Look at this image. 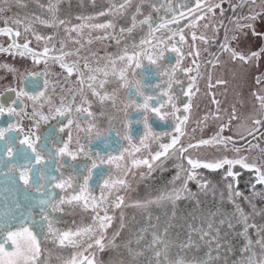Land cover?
<instances>
[{"label":"snow or ice","instance_id":"6c2138e0","mask_svg":"<svg viewBox=\"0 0 264 264\" xmlns=\"http://www.w3.org/2000/svg\"><path fill=\"white\" fill-rule=\"evenodd\" d=\"M5 3H8L9 6L11 3L21 4V0H4ZM132 0H116V2L109 7L106 12L101 11L97 13V16L111 15L116 17L131 5ZM195 9L189 8L187 13L183 10H180L178 14H173L171 19H168L166 16L158 17L159 22H153L151 15L145 16L143 19H138L136 15L132 16V23L128 28H119L117 31V26L114 23L113 19H108L103 23H94L93 20L96 17H82L81 20L85 21L79 24L71 25L68 27V22L64 19L59 18L58 16V5L53 2L48 5L47 13H49V18H43L41 16H33L31 19L43 25L45 27L58 28L61 25H65L66 33H82L85 28L90 32L93 30H102L103 36L98 37L102 39H115L117 46L120 45L121 39L125 35H131L138 26L143 27L147 26L148 32L147 36L141 38L139 43L125 44L122 53H118L115 57L109 56V64L111 71L108 70V66L104 68L95 67L90 68L87 62L84 67L89 70L90 74L85 80L84 72L79 67V61L74 60L70 63L67 62V57L78 55L80 49L75 51H65L63 47V42H61V47L56 48L53 45L51 48L48 46L55 38V35L43 36L35 32L31 22H25V32L32 31V34L35 36L37 41H44V47L42 51H36L32 49L30 41L27 39L25 43L19 44L17 39L21 36V32L16 30L14 26L2 27L0 28V35H6L11 39V42L5 47L0 45V53H7L8 55H18L24 57L27 53L31 56L33 62L47 63L49 59L58 62L61 68L67 71L68 76H71L74 72L78 73V82L81 84V103L75 108L72 107L75 103L74 97H69L68 103H64L63 100L59 106H56L54 113L52 111L50 98L45 97V101L49 103L50 110L46 115L42 111H36L32 113V117H38L36 121V127H39L40 121H49L50 119H56L60 117L62 119L58 120L59 132H64L65 129H69L68 140L67 142L60 141L62 147L56 148L54 151L48 147L45 143L41 148H37L36 143L30 139L28 135H24L23 139L19 140V145L27 146L26 148L21 147L18 150L13 146V139L8 138L6 140L3 151L6 153L7 159L0 161V167L5 169V171L0 172V175L5 177V181L8 184H15L17 182H22L24 187L23 195V205L17 198L15 201V207L17 209L23 208L18 214H13L10 217H6L2 223H0V264H45L44 261L40 259L42 255L41 243L42 240H50L56 249H67L75 248L78 251L75 254H71L67 257L60 256L58 257L61 260V264H96L94 255L92 257L85 256L79 249H91L94 246L99 250L103 251L108 244L105 243V233L107 229L111 226L112 220L114 217L109 214V210L112 208H120L124 204V196L117 194L114 199L112 197L113 192L119 193L122 189H127L129 187V182L126 178H113L109 176L107 178H102V183L98 182V187L100 189L99 195H94L93 190L89 184V181L92 180L93 170L98 168L97 159L91 158V149L89 148L86 151L85 145L80 144L79 140L77 143L79 147L72 151L69 148V145L72 141L71 135V126L76 123V127L80 129L79 120L89 119L94 114L91 112V101L88 100L86 94H84V86L91 90V93L97 98L99 103H104L105 101L115 102V93L109 94L107 91H104L103 94L98 89H104L105 84L108 82L107 77L114 76L121 82V87L128 88V103L123 105V111L127 114V109L132 108L137 113L142 114V120L135 121L136 123H143L144 133L139 137V147L135 144H132L133 151L125 148L119 155H101V149L98 147L96 151V157L99 159L100 164H115L117 169H122L121 161H125V154L131 159V166L125 164L123 167V175L127 176L128 172L131 171L132 167L146 166L149 172L154 171L157 167H161L165 160L169 156H178V158L186 159L188 168L185 169L183 164L178 165L180 172L174 177L173 182L180 181V187H174L171 191L164 190L157 194L154 199H147L144 201H136L135 207L141 209H147L151 205L164 206L167 203L175 204L176 200L181 198V194L184 192H189L187 188V183L190 181H196L200 188L204 189L207 187V183L203 182L199 169L206 170H219L224 169L225 175L227 177L238 178L240 176V170H249L255 174L254 183L251 184L253 189V195L264 196V161L258 162L255 157L249 158L246 155H237L235 157L229 158L227 156H221L219 158L213 157L211 159L203 158H192L191 156H185L184 154L189 151V149L198 148L202 145H218L227 148L228 143L231 142L233 145L235 141L232 140V137H224L222 133L225 128L229 127L232 119H236L235 113L229 118L227 124L222 123L219 125L218 131L211 137L207 139H200L195 144L189 143L187 146L181 143V137L185 135L184 125L189 120V110L192 108L191 99L187 103H183V111L186 113L182 117L177 115L181 111V107L177 105V100L179 97L175 95L172 91L174 83H180L179 80L175 79L177 70H181V62L184 58V53L181 48L177 46L178 42H184L185 36L182 34V29H174L173 25H178L181 19H187L188 16L192 17V20L189 23L195 27L196 21L203 19L207 12H212L215 14V8H221V14H223V9L221 4L210 5L207 3V0H194ZM243 3V0H241ZM21 6H23L21 4ZM239 7V5H233V8ZM154 10L160 11L165 9L176 13L177 10L172 8L171 5H160L157 8L153 5ZM6 9L0 5V13ZM136 12H140V8L136 9ZM199 12L200 15H196ZM247 19H255V16H249ZM21 21L15 19L12 21H6V23H11L12 25L19 24ZM187 26V25H186ZM207 27V25H206ZM242 27H251L254 36H259L264 39V31L257 32L255 28L251 25H245ZM161 30H166L171 33L166 38L157 36V33H160ZM178 37V41L176 40ZM193 40H196L195 32L192 33ZM201 40H205L204 36L199 37ZM236 39V37H232ZM169 42L170 46H169ZM207 42V41H206ZM91 43V40L89 41ZM150 46L151 50L146 47ZM83 47V46H81ZM13 49L16 51L14 52ZM131 49V51H130ZM219 50L221 52L227 51L233 60H240L244 62H249L253 59H259L264 55V46L257 51H251L250 54L245 55L243 52L237 51L236 49L231 48L230 39L225 35L223 43L220 44ZM165 51H171L176 53L178 59L176 60L175 65H171L168 68H162L159 61L164 58ZM56 52L58 55H50V53ZM199 55V52L196 53ZM191 55V53H189ZM146 59L149 65H155L156 70L153 72V75H159L167 77V80H161L160 83L155 85L147 84L144 82V76H140L137 79L130 80L128 78L129 69L132 70L133 76H137V69L144 68L143 60ZM117 61L126 62L123 67L118 71L116 69ZM195 63V61H193ZM3 67L8 68L9 71L15 72L16 69L10 65H4ZM198 67V66H197ZM182 71L191 72L192 69H182ZM149 70L145 69L144 75H148ZM99 74L103 75V79H99ZM29 75H39V73H29ZM28 77L25 76L24 79ZM191 82L189 83L188 90L182 94L186 97H192L194 95L192 89L193 84L195 83V77H191ZM98 82V84H97ZM257 83H260L259 78H257ZM217 83H223V81H217ZM97 85V86H94ZM154 89L155 94H150L146 92L145 89ZM9 91L15 92L17 98L21 96L28 97L30 94L24 89L17 91L16 89H9ZM44 96V93H40L39 96L31 95L30 98L35 102ZM132 96L141 97L142 100H137L131 98ZM258 99L261 102V107L264 108V96H258ZM16 100H13L10 106L5 107L3 103H0V117L4 114L8 116L19 115L16 108ZM214 103L219 104L218 101L214 100ZM42 108L43 105L41 104ZM87 114L86 116L84 114ZM219 108L217 107V112L213 113L212 116L215 119H219ZM74 114H80L79 116ZM158 117L160 120H166L169 117H174L177 123L174 127L175 135L171 136L169 143H161L159 145V151L150 152L143 158H136L135 153L141 152V149L149 150V141L150 140H159L161 136L168 135V133H157L152 127L150 122L151 117ZM66 119L67 123L65 124L63 120ZM209 116L206 114L203 118V123L207 126V120ZM133 121L128 120L125 123L124 127L130 132ZM253 123L257 125L256 128L250 129L248 131L249 136L254 137V133L259 131L260 126H264V118H257L253 120ZM96 125L94 123H89L86 128H83L82 131L88 134V142L92 143L94 136H99V132H95L93 136V131ZM14 129L22 131L16 124H9L7 128H0V140H5V133L11 132ZM195 131V129H193ZM117 136H120V133H116ZM125 139L131 144L133 136L126 132ZM241 139L246 140L247 137H241ZM41 140L40 136L35 137V141L39 142ZM31 150L29 152L28 150ZM105 152L107 151V145L104 146ZM236 153H240V148L233 149ZM264 151V150H262ZM42 152H48L47 160L41 154ZM17 153L19 157L22 158L25 163L18 164ZM86 156L91 159V167L84 169L73 166V171L67 175L63 172H59V169L53 165L52 171H45L43 167L37 168V165H46L49 161L54 160L55 158L69 157L71 160L75 161L78 156ZM235 169V170H234ZM86 171L87 175L83 176L81 182V172ZM18 172V176L15 173ZM59 172V175L53 174ZM181 172L183 175H181ZM260 185L261 190L256 191V186ZM229 190L228 198L231 203L236 204V197H244V193L238 191L233 187L232 183L227 185ZM59 189L63 192V195H60L56 190ZM14 189L8 187L5 189L6 192H12ZM71 190V191H69ZM15 191L18 193L19 188H16ZM7 199V197H5ZM65 205L75 209L77 207H82L85 210L90 209L93 213V223L87 226L74 227L69 229H62L56 227L58 221L53 217V213L63 212L65 210ZM236 211L239 213V219L244 227V235L246 236V244L242 249V253L245 254V259L242 261V264H264V228L257 229L255 225H249L246 214L242 211L241 208L237 207ZM103 212V215H101ZM215 216V214H212ZM39 216V220L36 217ZM159 219V218H157ZM15 224H18V227H15V230H12ZM221 224L228 223L227 221L221 219ZM229 226H231L229 224ZM123 227V225H121ZM255 229L257 231L258 239L255 241L259 252H253L252 245L253 240L248 236L249 228ZM205 230L204 226H201L199 229L193 228V231H199L201 233L200 238H210L208 242L211 243V240L215 239L214 222L208 221L206 223ZM218 231V229H217ZM167 227L163 230V236L159 232H154L150 242L144 245V248L140 251H137L131 247L128 248L129 253L131 254L132 264H139L138 257L144 256L145 252L149 249L154 255L155 259L147 262V264H207L206 261H199L196 259H187V258H170V245L167 240ZM119 235V232L113 234V238L109 243H114L115 236ZM143 236H139L135 243L140 244L143 240ZM12 245L11 250H9L6 245ZM195 241L192 240L191 236L188 237V240L181 244L182 248H190L194 245ZM219 246H217L218 250ZM51 254V253H50Z\"/></svg>","mask_w":264,"mask_h":264},{"label":"rangeland","instance_id":"374dc122","mask_svg":"<svg viewBox=\"0 0 264 264\" xmlns=\"http://www.w3.org/2000/svg\"><path fill=\"white\" fill-rule=\"evenodd\" d=\"M38 1L41 6L45 7L38 16L49 18L50 14L47 13L48 5L55 2L58 5L59 18L66 20L64 0ZM76 1L82 5V9L79 12L85 13V17L95 14L93 17H96L98 12H106L116 2V0ZM27 2L28 0H21L23 6L17 3H11L9 6L4 0H0V4H4L6 8L5 11L0 13V16L6 21L19 19L21 22L15 25L25 31L26 18L31 15L28 12V15L24 13L25 3ZM207 3L216 5L220 4L221 0H207ZM169 4L177 10L176 13L170 11L168 13L165 9L156 11L153 8V5L159 8L160 5L167 6ZM233 5H239V7L233 8ZM130 6L135 7L131 13L136 15L138 19L151 15L153 22H159L158 17L166 16L171 19L172 15L178 14L180 10L187 13L189 8L195 9L194 0H132ZM221 7L223 14H221V8H215V14L207 12L203 19L196 21L195 27L189 23L192 20L191 16H188L187 19H181L178 25L170 26L174 29L183 30L182 34L185 36V41L177 43V46L181 50L183 49L182 52L185 55L184 60L181 62V69H193L194 67L191 72H184L187 73L188 81H191V77L196 78L192 89L194 95L190 97L192 99V108L187 113L189 120L184 125L185 135L181 137V143L187 146L189 143L195 144L200 139H207L213 136L218 131L219 125L222 123L227 124L229 118L235 113L237 118L232 119L230 126L225 128L222 133L224 137H232L235 144L233 145V143L229 142L227 148L218 145H202L198 148L189 149L184 155L203 159L219 158L221 156L232 158L237 155H246L250 159L255 157L258 162H261L264 161V151H262L264 150V134L263 132L259 133V131L264 130V126H260L259 131L254 133V137L249 136L248 131L257 127L253 120L264 118V108L261 107V102L258 99V96H264V55L259 59H253L246 63L240 60H233L229 52H221L219 46L223 43L225 35L230 39L231 48L243 52L245 55L264 46V39L254 36L251 27H242L251 25L257 32L264 31V0H243V3H241V0H223ZM137 8H140L139 13L136 12ZM126 11L128 12V7L122 14L116 16L120 22ZM196 15H200V13L197 12ZM249 16H255V19H247ZM113 18V16L108 15L107 20ZM75 23L73 22V25ZM131 23L132 16H130V21H127L126 18L122 22L123 25ZM65 27V25H61L58 28L45 27L40 24L38 27L33 25L35 32L40 35H55L54 40L48 44L50 48L53 45L60 48L62 46L61 42H63L64 50L68 48V39H71L69 45L73 48L75 45H85L92 38L91 34H94L95 31L90 32L85 28L82 33L72 32L67 36L64 30ZM143 27L140 28L138 26L130 35V44H138L141 38L147 36V26ZM98 31L102 32V30ZM193 32L196 34V40L192 38ZM25 33L30 36L27 39L31 42L29 46L32 49H40L42 51L44 41H37L31 30ZM168 35H171V33L166 30H161L160 33H157V36L162 38H166ZM209 35H212V37L210 38ZM98 36L103 35L98 34ZM201 36H204L207 42L199 39ZM232 37H236V39H232ZM176 40L178 41V37H176ZM121 41H124V37ZM38 42L39 46L37 45ZM108 42L107 39H104L103 41L87 44L84 47L86 51L83 59L92 60L97 53L100 55L98 58L101 59H107L108 54L111 53H113L112 57H115L118 51H122L124 47L123 44L117 46L116 43L110 41L113 44L112 47L115 48V52H111L107 48ZM96 44L101 49L95 47ZM146 47L151 50L150 46ZM197 52H199V55L196 54ZM66 59L67 62H70L68 58ZM177 59L178 56L172 65H175ZM162 60L159 63H163ZM142 62H147V60L144 59ZM120 63L124 65L126 62L117 61V71ZM108 67H110L109 61ZM180 78L177 71L175 79L179 80ZM257 78H259L260 83L256 82ZM109 80L110 91L115 93V98H118L114 91V86L115 82L120 84V81L114 76H109L107 81ZM217 81H223V83H217ZM214 100L218 101L219 104L214 103ZM119 102L122 103V107L125 105L121 99ZM177 105L181 107V111L177 115L182 117L186 113L183 111L179 99L177 100ZM217 107L219 108V119H215L212 116L213 113L217 112ZM206 114L209 116L207 126L203 123V118ZM170 118L175 120L174 117ZM175 122L177 123L176 120ZM175 134V132L173 134L170 131L168 135L161 136L159 140H150L149 150L141 149V152L135 153V157L143 158V156L149 154V151L153 153L159 151V145L161 143H169L171 136ZM242 136L247 137V139H241ZM136 146L139 147V145ZM234 148H240V153H236L233 150ZM129 151H133V149ZM131 159L132 157L125 154V161L120 162L122 169L125 164L131 166ZM180 164H183L185 169L188 168L186 159L178 158V156H169L161 167H157L152 172H149L146 166L132 167L126 177H124L122 169H117L115 164H113L114 173L111 176L113 178H126L129 182V187L122 189L119 193L114 191L112 197H110V199H114L119 194L123 195L125 199L124 204L120 208L109 210V214L114 219L105 233V243L108 244V247L103 251L95 246L86 251L84 249H79V251L85 256L92 257L94 255L96 264H132L128 248L131 247L137 251L142 250L144 245L151 241L154 232H159L163 236V230L167 227L170 258L196 259L206 261L207 264H242L245 259L242 249L246 244V236L244 235L245 230L236 208H241L246 214L249 225H255L257 229L264 228V196L253 195L251 187L255 180L253 172L241 169L240 176L232 178L225 175L224 169L215 171L199 169L202 181L207 183L206 188L202 189L196 181H190L187 183V188L190 191L182 193L181 198L176 200L174 205L172 203H167L164 206L151 205L147 209L134 206L136 201L154 199L157 194L164 190L171 191L174 187L179 188L180 181L174 183L173 180L177 173L180 172L178 167ZM181 175H183L182 172ZM229 183H232L234 188L244 193L243 198L236 197L235 205L228 198L229 190L227 185ZM260 190L261 186L257 185L256 191L259 192ZM213 213L215 216L212 215ZM83 214L85 226L92 224L94 213L90 209H83ZM88 215H90L89 219H87ZM101 215H103V212H101ZM221 219L228 223L221 224ZM210 220L214 222L213 232L216 237L211 240V243L208 242L210 238L201 239V233L193 231L194 227L199 229L201 226H204L205 230H207L206 223ZM115 232H119V235L115 236L114 243H109ZM139 236H143L144 239L137 245L135 241ZM189 236L195 241L194 245L190 248H182L181 244L185 243ZM248 236L253 240V252L258 253L259 249L255 244L258 239L257 231L250 227ZM217 246H219L218 250ZM210 248L212 249L211 251L209 250ZM77 251V249L71 248V251H68L69 253L65 256L62 252L67 251L64 249L55 250L52 246L49 247L47 243L44 244L43 256L40 259L45 264H61V260L58 257H67ZM137 259L139 264H147V262L154 260L155 257L149 249L144 256Z\"/></svg>","mask_w":264,"mask_h":264},{"label":"flooded vegetation","instance_id":"af4514ba","mask_svg":"<svg viewBox=\"0 0 264 264\" xmlns=\"http://www.w3.org/2000/svg\"><path fill=\"white\" fill-rule=\"evenodd\" d=\"M63 4L65 6L66 21L68 22L67 26L70 27L71 25H73V22H76L75 24L82 23L81 18L85 17L84 15L85 13L79 12V10L82 9V5H80V3L77 2L76 0H72V1L64 0ZM0 5H2L5 8L4 4H0ZM43 8L45 7L41 6L38 0H30V1L28 0V2L25 3L24 13L27 14L28 12V14L30 13L31 15L28 18H26V22H31L32 25L38 27L39 23L32 21L31 18L33 16H38V14ZM134 8L135 7L133 6L128 7V12L126 11L123 14L125 16L121 19V22L118 17L113 18V21L117 26V31L121 27L128 28L131 25V24L123 25L122 22H124L126 18L127 21H130V16H133L131 11H133ZM91 14L93 15V13ZM107 17L108 15L96 16V20L94 21V23H101V21L105 22L107 21ZM8 26H14L16 30L21 32V36L17 39V42L19 44L24 43L25 40L30 37L20 27H17L16 25H12L11 23H6V20L3 19L2 16H0V28L8 27ZM70 34L67 33V36ZM98 34L103 35V32L95 30L94 34H91L92 38L89 39L87 43H85V45L84 44L80 46L75 45L74 48L69 45L71 43V39H68V48H65V51H75L77 49H80L78 55L69 56L67 58L70 60V62L74 60L79 61V67L84 72L86 81H87V77L90 74H92L89 72L87 68L84 67L86 62L90 68H95V67L104 68L105 66H108L109 59L98 58L100 56L98 53L96 54V56H94L92 60L83 59L84 53L86 51L84 47L87 44H89L90 40L91 43L92 42L96 43L104 40L102 38H98V37H102V36H98ZM130 37H131L130 35H125L124 41L123 42L121 41L120 45L122 44L130 45L131 43L129 42ZM209 37L211 38L212 35H209ZM107 40L109 41L107 44L108 46L107 48H109L111 52H115V48L112 47L113 44L110 43V41L116 43V40L115 39H107ZM10 42L11 39L8 36L0 35V45L6 47ZM37 45L39 46V42L37 43ZM97 46L98 45L96 44L95 47ZM97 48L101 49L99 47ZM34 50L40 51V49H34ZM13 51L15 52L16 50L13 49ZM96 51L100 52L99 50ZM118 53H122V51L119 50ZM168 53H172V52L170 51L165 52L164 54L165 57L162 60L163 63L160 62L162 68H168L174 63V60L177 58L175 53H172L173 54V56L171 55L172 58H169L167 56ZM58 54L59 53L52 52L50 55H58ZM108 55L113 56V53ZM143 64L145 66L144 68L136 70L137 76H133L132 70L129 69L128 78L130 80L137 79L140 76H144V82L151 85L160 83L161 80H167V77L152 74L156 70L155 65H149L148 62H143ZM4 65H10L14 67L16 71L15 72L9 71L8 68L3 67ZM121 67H123V63L119 64L118 70ZM145 69L149 70L148 75L146 76L144 75ZM108 70L111 71V68L108 67ZM177 71L179 73V76L181 77L179 79L180 83H174L172 91L176 92L175 95L179 97V101H181V104L183 105V103H187L188 100L190 99L189 97L184 96L182 93L187 91L189 82L191 81H188V78L186 77L187 73L182 71V69ZM29 73H39V75H29ZM25 76H27L28 78L24 79ZM103 78H104L103 75L99 74V79H103ZM108 78L109 77H107V79ZM109 83L110 80L105 84L104 89H98V90H100L102 94L104 91H107L109 94H112V92L110 91ZM81 87H82L81 84L78 82V73L74 72L71 76H68L67 71L61 68L58 62H55L51 59H49L47 63L43 62V60L40 63H35L33 62L31 56L28 55L27 53L25 54L24 57H20L18 55H8L7 53H0V103H3L5 107H7L11 105L13 100H16L17 103L15 106L17 108V112L19 113V115H13V116H8L7 114H4L2 117H0V128H7L9 124H16L19 126L20 129H22V131L14 129L11 132H6L5 140H0V161L7 159L6 153L3 151V148L5 146L6 140L12 137L15 138L13 139V146L17 150L21 147L24 148L27 147L26 145L25 146L19 145V140L23 139L24 135H28L30 139H32L36 143L38 149L41 148L45 143H47L48 147L51 148L53 151L58 147H62L63 145L62 143H60V141L67 142L68 133H69V129H65L64 132H59L60 125L58 124L57 121L62 118L57 117L56 119H50L47 122L41 120L39 123V127H36L35 125L38 117L33 118L32 113L34 112V109L36 111H42L46 115L49 113L50 106L49 103L45 101V97L50 98L53 113L55 107L59 106L62 100L64 103H68L69 97L75 98V103H73L72 105V107L75 108L77 105L81 103V93H80ZM21 88L24 89V91L28 92L30 95L28 97L21 96L17 98L15 92L9 91V89H16L17 91H19ZM114 91L116 92V96H118L119 100L121 99V101L124 102L125 104L128 103L129 89L121 87V82L120 84L115 82ZM145 91L149 92L150 94H155L156 90L146 88ZM40 93H44V96L40 97V99L36 101L34 105V102L30 98V96L31 95L39 96ZM84 94H86L88 100L91 101L90 110L94 115L89 119L79 120L78 122L80 124V129L76 127V123H74L71 126L70 130L72 135V141L69 145V148L70 150L75 151L79 147V144L77 143V141L79 140L80 144L85 145L86 151L89 148L91 149V158L97 159L98 168L93 170V177L92 180L89 181V184L93 190V194L99 195L100 189L98 187V182L102 183V178H107L113 175L114 167L113 164L109 165L107 163L105 164L99 163V159L96 157L97 148L99 147L101 149V155L104 156L119 155L120 152H122L125 148L131 150L132 144L139 145V137L142 136L144 133V125L142 122L141 123L135 122L137 120H142V114L137 113L132 108L127 109V114H126L125 111H123L122 103L119 102L118 98H115V102L105 101L104 103L101 104L98 102L97 98L91 93V90L86 87V85L84 86ZM131 98L137 99L138 101L142 100L141 97H136V96H132ZM41 104L43 105L42 108L40 107ZM74 115L79 116L80 114H74ZM84 115L86 116L87 114L85 113ZM155 119L161 122H167V123L171 122V126L170 127L164 126L163 128H155L154 127ZM128 120L133 121L130 132L124 127L125 123H127ZM63 122L66 124L67 120L64 119ZM150 122L152 123V127L155 132L169 133L170 131H172L174 134V127L176 124L174 119L169 117L166 120L162 121L158 117L152 116ZM89 123H94L96 125L93 131V136L95 132L100 133L99 136H94V139L92 140L91 144H89L88 142V134L82 131V129L86 128ZM163 125H165V123H161L159 127H162ZM117 132L120 133V136L116 135ZM126 132H128V134H131L133 136V140L131 144L129 143V141L125 139ZM36 136L41 137V140L39 142L35 141ZM105 145H107L106 152L104 150ZM28 151L31 152L30 149ZM41 154L47 160L48 152H42ZM16 162L18 164L25 163V161L19 157L18 153H17ZM53 165H55L59 169V172H63L65 175H67L73 171V166H76L81 169L91 167V159H89V157L81 155L78 156L75 161H73L69 157L65 156L63 158H55L54 160L49 161L48 164L43 166L37 165V168L43 167L45 171H52ZM3 171H5V169L0 167V172ZM59 172L53 174L59 175ZM15 175L18 176V172L15 173ZM84 175H87L86 171L81 172V182L83 180ZM8 187L13 188L14 190L12 192H6L5 189ZM16 188H19L18 193L15 191ZM56 191L60 195L64 194L59 189H57ZM23 195H24V187L22 185V182H17L15 184H8L5 181V177L3 175H0V223H2L6 217H10L13 214H18L21 210H23V208L17 209L15 207V201L17 200V198L23 205L24 203ZM5 197H7V199H5ZM64 207L65 210L63 212H56L52 214L53 217L58 221L56 227L62 229H69L74 227L85 226L82 207H77L75 209L67 205H65ZM89 217L90 215H88L87 219H89ZM36 219L39 220V216H37ZM14 225L15 226L13 227L12 230H15V227H18V224H15V222ZM47 243L49 247L52 246V248L58 250L55 248V246L52 244L50 240L48 241L42 240L41 256H43L44 244ZM6 247L9 250H11L12 245L9 243L8 245H6ZM64 250L67 252H62V253L63 255L66 256L69 253L68 251H71V248H67Z\"/></svg>","mask_w":264,"mask_h":264},{"label":"water","instance_id":"95a60500","mask_svg":"<svg viewBox=\"0 0 264 264\" xmlns=\"http://www.w3.org/2000/svg\"><path fill=\"white\" fill-rule=\"evenodd\" d=\"M171 55L173 56L172 53H168V57L169 58H172ZM154 122H155V126H154L155 128H163L164 126H166V127H170L171 126V122H168V123L167 122H161V121H159L157 119H155ZM161 123H165V125H163L162 127H159V125H161Z\"/></svg>","mask_w":264,"mask_h":264},{"label":"trees","instance_id":"16d2710c","mask_svg":"<svg viewBox=\"0 0 264 264\" xmlns=\"http://www.w3.org/2000/svg\"><path fill=\"white\" fill-rule=\"evenodd\" d=\"M260 132H263V134H264V130L259 131V133H260ZM251 222H252V221H251ZM149 240H150V239H149ZM211 248H212V246H211ZM211 248L209 249L210 251L212 250ZM186 251H187V250H186Z\"/></svg>","mask_w":264,"mask_h":264}]
</instances>
